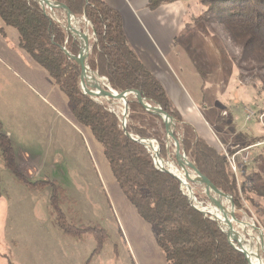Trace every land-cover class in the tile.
Returning <instances> with one entry per match:
<instances>
[{
	"label": "rangeland",
	"instance_id": "obj_1",
	"mask_svg": "<svg viewBox=\"0 0 264 264\" xmlns=\"http://www.w3.org/2000/svg\"><path fill=\"white\" fill-rule=\"evenodd\" d=\"M183 2L187 8L186 29L176 40V51L168 58L180 86L198 107L202 119L209 123L217 145L230 138L236 142L264 139V88L258 80L249 85L239 82V71L226 46L232 47V43L228 38L224 42L220 40L210 25L195 21L203 10L197 1ZM49 14L65 26L64 12ZM78 22L77 27L87 35L89 46L94 40L91 24L86 25L83 18ZM4 42L8 50L22 54L11 40ZM2 50L0 48V123L2 133L9 134L16 161L21 165L20 173L30 183L50 182L62 187L67 198L63 199L60 209L67 224L102 228L107 239L100 253H94L96 242L92 236L74 240L62 234L49 206L52 187L30 188L18 181L5 167L0 152V264H167L157 258L160 257L157 254L162 253L149 244L150 240L154 243L157 231L150 224L146 223L149 233L138 242L141 249L137 248L132 232L126 228L129 224L135 225L136 220L130 217L134 208L124 197L125 205L120 201L122 195L115 187L118 185L102 147L87 128L75 122L71 105L63 93L48 76L45 79L28 77L11 55ZM88 76L89 85L102 87L105 83L92 74ZM48 86L55 90L52 96L45 91ZM98 102L107 104L120 121L123 112L120 103ZM247 111L255 113L249 121H245ZM170 129L174 131L172 125ZM178 139L180 141V137ZM149 140L158 146L156 140ZM263 146L264 143L252 149L254 162L244 165L249 178L244 198L248 200L242 201L240 210L234 207L233 214L240 222L261 230L263 243L256 230L248 229L241 235L245 245L264 261ZM170 150L162 159L163 164L179 169V162L173 159L174 153ZM236 161L238 180L242 164L239 157ZM190 185L194 196L208 199L200 202L195 196L197 201L209 207L211 202L204 186ZM182 190L187 194L184 188Z\"/></svg>",
	"mask_w": 264,
	"mask_h": 264
},
{
	"label": "trees",
	"instance_id": "obj_2",
	"mask_svg": "<svg viewBox=\"0 0 264 264\" xmlns=\"http://www.w3.org/2000/svg\"><path fill=\"white\" fill-rule=\"evenodd\" d=\"M53 1L66 6L77 20L84 18L91 24L94 40L89 44L88 69L104 78L112 90H136L147 103L158 105L168 113L175 122L173 135L180 137V150L187 160L219 191L230 196L235 209L240 210L242 201L248 200L244 198L246 179L249 180L246 166L239 169L237 180L225 155L201 139L181 118L159 81L129 46L119 14L103 0ZM174 1L185 0H148V8L154 10ZM192 1L203 8L195 21L210 25L220 40L224 42L228 38L232 43V47L226 46L239 71V82L249 85L258 80L264 88V0ZM5 28L17 31L19 48L47 73L71 105L75 122L87 128L100 144L124 198L143 222L157 228L154 242L167 264H246L244 256L231 246L218 223L190 205L179 180L157 170L145 146L133 140H156L159 157L165 159L171 150L166 147L159 116L129 103L125 132L132 139L127 137L119 117L107 104L81 92L80 68L70 57L78 56L79 43L36 1L0 0L1 36ZM262 143L264 139H259L249 146L259 147ZM0 152L5 167L18 181L30 188L52 187L49 206L62 234L74 240L92 236L96 242L94 253H100L107 239L106 232L99 227L67 224L60 209L63 199L67 198L65 191L50 182L30 183L20 173L12 144L2 133L1 123ZM262 152L264 154V146ZM195 196L200 202L208 201L205 196Z\"/></svg>",
	"mask_w": 264,
	"mask_h": 264
},
{
	"label": "crops",
	"instance_id": "obj_3",
	"mask_svg": "<svg viewBox=\"0 0 264 264\" xmlns=\"http://www.w3.org/2000/svg\"><path fill=\"white\" fill-rule=\"evenodd\" d=\"M103 1L119 14L122 28L129 46L135 52L145 68L159 81L169 101L176 110H178L181 118L193 127L196 134L201 139L206 141L216 150L220 152L225 151L227 154L234 151L238 152L245 148H250V151L255 149L254 146H249L254 141L236 142L233 138L226 140L223 144L219 143L217 145L215 142V135L211 130L209 123L205 119H202L198 107H196V105L190 100L189 96L183 91L179 84L178 77L175 74L176 72L172 69L168 58L176 51V40L186 29L185 18L187 16V8L183 1L162 4L154 10L148 8V0ZM6 39L11 40L13 45L19 49L17 31L12 28H5L4 36L0 35V48H3L2 51L8 52L11 55V59L16 66L28 77L45 79V77L48 76L47 73L24 51L19 50V53L22 54L18 55L10 49L8 50V47L4 42ZM26 61L27 63L25 64ZM45 91L49 96L55 94V90L50 86L45 87ZM211 123L214 124V126L216 125L212 120ZM6 136L8 137L9 134L6 133ZM18 166L20 168L21 165L18 164ZM115 187L118 194L122 195L119 188H117L118 186ZM123 197L124 196L122 195L120 201L125 205ZM130 212L132 221L136 220L134 222L135 225L131 227L129 224L126 228L128 230L130 229L132 232L137 248L140 250L141 245H139L138 242L141 238H144L145 235H148L149 226L139 219L135 209ZM124 220L126 221V219ZM152 242L153 241L150 240L149 244L153 245L157 250L155 242ZM157 255L160 256L157 257L159 260L162 259V262L165 261L162 254ZM140 256L142 259V252Z\"/></svg>",
	"mask_w": 264,
	"mask_h": 264
},
{
	"label": "water",
	"instance_id": "obj_4",
	"mask_svg": "<svg viewBox=\"0 0 264 264\" xmlns=\"http://www.w3.org/2000/svg\"><path fill=\"white\" fill-rule=\"evenodd\" d=\"M36 1L39 6L43 10H48L51 13H54V11L61 10L64 12L65 15V26L64 29L73 37L75 41L79 43V53L77 57L70 56L71 59H73L79 66L80 68V76H79V87L81 92L85 95L88 96L89 98L99 101V100H105L106 102H118L123 106V112H122V122H121V128L124 132V134L132 139L131 135L127 134L125 132V125H126V118L128 116V104L133 103L137 105L138 107L142 108L148 113L157 115L160 117L162 124H163V129L165 132V138H166V147L167 149H172L175 159L179 162V166L181 167V163H184V167L188 168L191 171V174H195L197 181L200 183L199 185H203L205 190L210 193L208 195V198L210 202L213 200H217L219 204H221L220 210L221 212L227 213L229 210L230 213L226 216L227 219L230 221V224L225 226L219 222L217 217L213 216L208 212L209 208L204 207L201 203L197 201L195 198L192 189H191V183L192 181L188 180V182H183L179 177L174 175L168 168H166L163 164V160L159 157V147L155 146L153 147L154 142L151 140H145V139H133L138 141L140 144L144 145L147 151L149 152L151 158L153 159L154 166L157 170L171 174L174 176L176 179L179 180L181 188H184L187 192L185 194L188 198V201L190 205L198 210L200 213H202L204 216H209V218L215 222L218 223L220 229L223 231V233L227 236L228 242L233 246L238 252H240L246 261V264L248 263V258H247V252L246 249L243 245L242 239L239 237L237 229L235 228V225L240 224L239 220H237L234 216V205L233 201L230 196H227L223 194L221 191H219L213 184H211L206 178H204L199 171L195 168V166L190 163L183 152L180 150V141L176 137H174L173 132L170 129V125H172L175 128V122L174 119L169 116L168 113L164 112L158 105L155 104H149L147 103L140 95L139 92L136 90H127L123 92H117L112 90L106 80L104 78H100L97 76L96 73L91 72L86 64L87 61V56L89 54V46H88V39L87 35L84 34L78 27L77 24L79 23L78 20L75 18L74 15L71 14V12L68 10V8L62 4H58L53 0H34ZM84 19V18H83ZM85 20V19H84ZM86 25L90 24L87 20ZM62 50L65 51L64 48ZM86 73L92 74L96 79L105 81V83H102V87H100L98 84L94 85H89L87 83V76ZM91 80V78H90ZM86 81V82H85ZM191 182V183H190ZM223 200H226L229 206L225 208L223 204ZM200 207V208H199ZM201 209L206 210L207 212L202 211ZM235 225H234V224ZM253 230L258 231L260 240L263 243V234L261 230L256 228L252 224H248ZM233 237V238H231Z\"/></svg>",
	"mask_w": 264,
	"mask_h": 264
},
{
	"label": "bare ground",
	"instance_id": "obj_5",
	"mask_svg": "<svg viewBox=\"0 0 264 264\" xmlns=\"http://www.w3.org/2000/svg\"><path fill=\"white\" fill-rule=\"evenodd\" d=\"M87 78H88V81L87 82H91L89 76H88V73H86ZM121 105V104H120ZM120 108V107H119ZM121 109V108H120ZM121 111V110H120ZM121 114V113H120ZM153 147H155V145H153ZM168 168L174 175H176L177 177H179L183 182H188V180L192 181L194 184H200L197 179H196V176L195 174H190L186 171L185 167H184V163H181V167L178 169L174 166H168L166 167ZM205 192H207L206 190H204ZM209 195L210 193L207 192ZM225 208H227V201L226 200H223V204H222ZM220 207H221V204H219L217 202V200H213L212 199V202L210 204V206L208 207L209 210L208 212L210 214H212L213 216L217 217V219L219 220V222L225 226L229 225L230 224V221L227 219V215L230 213V211L228 210L227 213L225 212H221L220 210ZM200 208V207H199ZM202 211L204 212H207L206 210L204 209H201ZM237 229V232H238V235L239 237L242 239V242H243V245L246 249V252H247V258H248V263L249 264H264V261L262 259H260L257 254H256V251H252L250 250L246 245H245V242L243 240V237L241 235V232H246L248 229H252L248 223H240V224H237L236 227ZM233 238V237H231ZM252 238V237H251ZM255 240V239H254ZM257 240V239H256ZM255 250V249H254Z\"/></svg>",
	"mask_w": 264,
	"mask_h": 264
},
{
	"label": "built area",
	"instance_id": "obj_6",
	"mask_svg": "<svg viewBox=\"0 0 264 264\" xmlns=\"http://www.w3.org/2000/svg\"><path fill=\"white\" fill-rule=\"evenodd\" d=\"M56 21L61 23L58 20H56ZM85 23H86V21H85ZM62 26H63V24H62ZM254 115H255V113L252 111L245 112V121L251 120V118ZM126 121H127V118H126ZM121 122H122V118L120 119V124H121ZM153 145H155V144H153ZM222 153L225 155V157L228 161V165H229L231 171L233 172V174L235 176L237 175L238 168H239V166L237 165V161H236L237 158L236 157H239L240 163L242 165H249V164L253 163L254 158H255L254 155L252 154V152L250 151V148H245V149L239 150L238 152H235L234 154H227L225 151H223ZM152 161H153V159H152Z\"/></svg>",
	"mask_w": 264,
	"mask_h": 264
}]
</instances>
